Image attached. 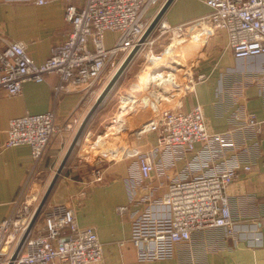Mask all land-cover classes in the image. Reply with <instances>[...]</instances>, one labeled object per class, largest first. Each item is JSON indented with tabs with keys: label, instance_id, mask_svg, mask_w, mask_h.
Here are the masks:
<instances>
[{
	"label": "crops",
	"instance_id": "obj_1",
	"mask_svg": "<svg viewBox=\"0 0 264 264\" xmlns=\"http://www.w3.org/2000/svg\"><path fill=\"white\" fill-rule=\"evenodd\" d=\"M68 3L81 6L84 0H0V36L22 42L32 59L42 64L71 31L65 18ZM211 13L206 0H174L163 17L173 30L159 39V45L175 42L178 52L189 59L186 68L181 69L176 59L144 62L140 59L144 50L140 51L113 94L112 111L120 104L115 118L102 121L101 135L88 128L90 121L53 189L51 207H73L79 225L97 231L106 264H264V85L258 80L264 74V56L235 58L227 33L219 29ZM108 38L111 46L112 35ZM191 71L205 73L209 79L187 92L184 85ZM58 81L57 75H48L44 82L25 84L16 96L0 89V223L11 214L33 168L29 145L4 147L10 121L52 110ZM104 88L90 97L77 87L58 99L59 125L62 128L70 121L75 127L56 134L34 186L43 176L54 177ZM197 104L203 107L209 132H231L235 146L223 147L211 140L198 143L193 151H175L161 147L155 132L142 129L162 111L187 112ZM249 113L261 122L260 134L248 128ZM140 154L153 157L150 179L141 176ZM213 155L225 158L213 160ZM234 162L252 167L227 189L236 221L234 234L227 236L221 228L198 231L190 241L176 246L175 257L141 263L132 242L133 222L145 214L166 217L169 209L163 196L173 181L212 173ZM96 167L104 169L103 180L87 183ZM120 206L129 210L120 214Z\"/></svg>",
	"mask_w": 264,
	"mask_h": 264
},
{
	"label": "built area",
	"instance_id": "obj_2",
	"mask_svg": "<svg viewBox=\"0 0 264 264\" xmlns=\"http://www.w3.org/2000/svg\"><path fill=\"white\" fill-rule=\"evenodd\" d=\"M165 1L84 0L81 6L68 3L65 18L71 31L64 42L52 47L50 57L42 64L32 59L22 42L0 36V89L16 96L27 83L44 82L51 74L59 78L54 86L52 110L42 114L28 113L12 119L9 124L4 147L29 145L33 168L11 214L0 223V264H8L37 210V193L31 191V187L38 180L51 142L61 130L75 127V122L70 121L62 128L59 125L58 99L77 87L90 97L98 95L109 75L116 72L122 57L126 58L138 43L159 10L153 18H149L152 17L150 12L160 9ZM206 3L212 8L210 16L218 20L219 29L227 33L235 58L264 56V0H206ZM156 30L162 37L173 28L162 19ZM109 34L112 35L111 46L108 45ZM152 37L141 51L155 43ZM172 48L169 44L157 55H152L151 61H162ZM208 79L205 73L191 71L184 88L192 92ZM258 80L264 85V74ZM246 123L256 133L262 132V124L255 114L249 113ZM142 129L155 132L161 147L175 151H193L198 143L211 140L218 141L223 147L235 146L231 132H209L203 107L199 104L187 112L162 111L144 123ZM224 158V155L212 156L213 160ZM138 166L144 179L152 177L154 160L151 154L138 155ZM251 169V165L234 162L229 166H218L212 173L173 181L163 196V203L169 209L166 217L145 214L133 222L132 242L138 250L139 261L146 263L175 257L176 246L190 241L193 233L198 231L221 228L227 236L233 235L236 221L227 189L239 179L241 172ZM103 178L104 169L96 167L86 182L97 183ZM117 210L123 214L129 207L120 206ZM41 216L42 223L37 220L27 234L14 264H106L97 231L93 227H81L73 207L58 204ZM5 246L9 251L2 252Z\"/></svg>",
	"mask_w": 264,
	"mask_h": 264
},
{
	"label": "water",
	"instance_id": "obj_3",
	"mask_svg": "<svg viewBox=\"0 0 264 264\" xmlns=\"http://www.w3.org/2000/svg\"><path fill=\"white\" fill-rule=\"evenodd\" d=\"M173 2H174V0H166L164 2V4L159 9L156 16L153 18L151 24L149 25V27L147 28V30L143 34V36L140 38V40L134 46V48L130 51V53L126 56V58L123 60V62L121 63V65L119 66V68L117 69V71L115 72L113 77L111 78V80L108 82V84L105 86L103 91L98 96L93 107L90 109L87 116L85 117V119L81 123V126L79 127V129H78V131H77V133H76V135H75V137H74L63 161H62V163L60 164L59 168L57 169V171H56V173H55V175H54V177H53V179H52V181H51V183H50V185H49V187H48V189H47V191H46V193H45V195L41 201V203L37 207V210L34 214V217H33L32 221L28 227V230H27L25 236L21 239L18 247L15 249L14 253L12 254L8 264H14V261L17 259V256L20 252L22 245L24 244V241L26 239L27 234L32 230V228L36 224V222H37L40 214L42 213V211H43L54 187L56 186V183L58 182L59 177L61 176L63 170L65 169L72 153L74 152L77 145H79L85 131L87 130V127H88L90 121L93 119V117L96 115V113L104 106L106 100L109 98L112 91L117 86L118 82L120 81V79L122 78V76L124 75V73L126 72L128 67L130 66V64L133 62L135 57L141 51L142 46L147 42V40L152 35V33L154 32V30L156 29V27L158 26L160 21L163 19L165 13L167 12V10L169 9V7L172 5ZM178 64L180 65L181 69L186 68V63L183 64V63L178 62ZM185 82H186V80H185Z\"/></svg>",
	"mask_w": 264,
	"mask_h": 264
},
{
	"label": "rangeland",
	"instance_id": "obj_4",
	"mask_svg": "<svg viewBox=\"0 0 264 264\" xmlns=\"http://www.w3.org/2000/svg\"><path fill=\"white\" fill-rule=\"evenodd\" d=\"M158 10H159V8H158ZM156 12V11H155ZM155 12H152V15H150V16H152V17H149V18H153V16H155V14L157 13H155ZM156 30V29H155ZM154 30V32L152 33V38L154 39V40H156L155 41V43L154 44H152V45H149V46H147L146 47V49L143 51V53H142V56H141V60L143 61L144 60V62H146V61H151V56L152 55H157L159 52H161L163 49H165L169 44H172V46H173V48H172V51H171V53L167 56V57H165L162 61H156L157 63H165L166 61H168V60H177V63L178 62H180V63H188L189 62V59L188 58H183V56L178 52V48H177V45H175V42L174 43H171L170 41L169 42H167V43H165V44H163L162 46H160L159 44V42H160V38H162V37H164V36H162V37H160V33H159V31L158 30H156L155 31ZM160 39V40H159ZM159 40V41H158ZM150 51H152V53H150ZM125 57H122V61H123V59H124ZM122 61L120 62V64L118 65V68H119V66L121 65V63H122ZM155 62V61H154ZM117 68V69H118ZM117 69H116V71H117ZM128 69H129V67H128ZM128 69L126 70V72L124 73V75L122 76V78L120 79V81L118 82V84H117V86L114 88V90L112 91V93H111V95L109 96V98L107 99V101L105 102V104H104V106L98 111V113L93 117V119H92V121H91V123H90V126L88 127L90 130H94V129H96L95 131L96 132H98V134L99 135H101L102 134V132L104 131V127L102 126L101 127V123H102V121L103 120H105V118L106 119H108V120H112L113 121V117L114 116H116V114H117V112H118V108H119V106H120V104L116 107V110L115 111H112V109H113V107L115 106L114 105V100H113V94H114V92H115V89H117V87H119L120 86V83H122L123 82V80L125 79V76L127 75V72H128ZM115 74V72L114 73H112V74H110L109 75V77H108V79L106 80V82H105V84H104V86H106L107 84H108V82L111 80V78L113 77V75ZM127 78V77H126ZM117 102V101H116ZM115 118V117H114ZM109 123V122H108ZM88 129V130H89ZM100 132V133H99ZM99 135H97V136H99ZM53 177V176H52ZM52 179L53 178H50V176H48L47 175V177H42V182L39 184V185H37V186H34V184L32 185V190H33V188H34V191L37 193L36 195H37V197H38V200H37V203H38V205H37V207L39 206V204L41 203V201H42V199H43V197H44V195H45V193H46V191H47V189H48V187H49V185H50V183H51V181H52ZM38 182V181H37ZM36 182V183H37ZM58 183V182H57ZM57 185V184H56ZM55 188H56V186L54 187V190H55ZM54 190L52 191V193H51V195H50V197H49V199H48V201H47V203H46V205H45V207H44V210L42 211V213L40 214V216H39V218H38V221L40 222V223H42V221H43V216H41V215H43V213L45 214V211H47V209H49L52 205H54L53 203H52V195H53V192H54ZM45 208H46V210H45ZM10 246V245H9ZM9 251V250H8Z\"/></svg>",
	"mask_w": 264,
	"mask_h": 264
},
{
	"label": "bare ground",
	"instance_id": "obj_5",
	"mask_svg": "<svg viewBox=\"0 0 264 264\" xmlns=\"http://www.w3.org/2000/svg\"><path fill=\"white\" fill-rule=\"evenodd\" d=\"M5 247H6V246H5ZM5 247H4V248H5ZM2 252H4V249H3V251H2Z\"/></svg>",
	"mask_w": 264,
	"mask_h": 264
}]
</instances>
